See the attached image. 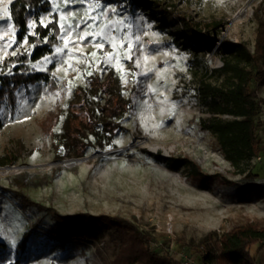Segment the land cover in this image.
Returning <instances> with one entry per match:
<instances>
[{"label":"rangeland","instance_id":"obj_1","mask_svg":"<svg viewBox=\"0 0 264 264\" xmlns=\"http://www.w3.org/2000/svg\"><path fill=\"white\" fill-rule=\"evenodd\" d=\"M49 1L40 21L45 25L55 14L57 41L50 54L30 63L46 72L47 80L20 84L13 102L0 98V240L5 243L0 264L15 260L17 243L35 226L20 264H111L116 246L106 234L96 242L51 241L47 230L56 214L121 216L160 246L195 260L201 249L197 242L214 232L203 250L217 256L216 264H232L219 254V236L246 226L264 230V110L260 159L250 160L253 175L248 177L196 124L207 112L196 95L195 59L172 26H160L143 7L122 1ZM170 1L176 20L224 22L213 48H200L198 56L208 67L222 65L216 48L222 39L244 41L254 50L253 8L260 0ZM8 3L0 0V75L11 73L3 59L31 48L25 40L15 41ZM260 63L264 68V57ZM111 71L134 97L113 147L89 145L81 156L58 153L43 118L64 110L78 94L99 99L91 95L90 78L96 73L102 80ZM257 93L264 99V81ZM169 158L191 161L198 173L168 167ZM249 252L254 255L255 246Z\"/></svg>","mask_w":264,"mask_h":264},{"label":"trees","instance_id":"obj_2","mask_svg":"<svg viewBox=\"0 0 264 264\" xmlns=\"http://www.w3.org/2000/svg\"><path fill=\"white\" fill-rule=\"evenodd\" d=\"M110 1L143 7L160 26L169 24L173 27L175 38L181 37L183 46L195 59L196 95L207 112V116L200 118L196 124L215 137L225 160L234 169L245 176H252L253 172L248 166L250 160L260 154V114L264 110V99L257 93L264 81V68L260 63L264 57V0L253 8L257 21L254 50L244 41L228 42L222 39L216 46L222 58V65L218 67H208L198 55L201 54V47L207 50L213 48L216 36L222 32V20L204 24L193 22L185 16H179L176 20L172 9L175 4L170 0ZM7 7L15 30V41L25 40L31 45L29 51L18 52L2 61L5 67L11 66V73L0 75V98L5 95L13 102L15 88L20 84L47 80L46 72L34 70L30 63L52 52L59 26L55 14L45 25L40 21L41 16L51 8L49 0H11ZM30 19L34 22L32 29ZM93 76L90 78L91 95L102 101L88 100L83 94H78L76 97L79 98L69 102L64 110H52L43 118V129L52 136L58 153L64 156H81L89 145L101 149L113 147L118 127L133 109L132 92L120 84L112 71L102 80L96 73ZM71 105L73 109L69 108ZM0 163L4 164V161L0 159ZM167 163L172 169L181 165L198 173L189 160L169 158ZM35 229L37 226L29 229L17 243V257L11 264L21 263L20 253L25 251ZM104 234L116 246L111 264H181L175 253L154 242L153 235L121 216L56 214L54 223L47 230L48 238L60 245L69 241L96 242ZM214 234L209 232L197 242L201 248L197 260L201 264H216L217 256L211 250H203V243L213 238ZM218 239L219 254L230 263L258 264L255 255L264 249V230L246 226L223 233ZM4 245L0 240V247ZM253 245L256 246L255 255L249 252Z\"/></svg>","mask_w":264,"mask_h":264},{"label":"built area","instance_id":"obj_3","mask_svg":"<svg viewBox=\"0 0 264 264\" xmlns=\"http://www.w3.org/2000/svg\"><path fill=\"white\" fill-rule=\"evenodd\" d=\"M259 159L260 157L257 156L256 160H259ZM176 257L181 262V264H201L198 262V260L191 258L188 254H186L183 251L177 252Z\"/></svg>","mask_w":264,"mask_h":264},{"label":"crops","instance_id":"obj_4","mask_svg":"<svg viewBox=\"0 0 264 264\" xmlns=\"http://www.w3.org/2000/svg\"><path fill=\"white\" fill-rule=\"evenodd\" d=\"M11 0H8V2H10ZM255 246V245H253ZM251 255H253L252 253H250ZM256 254V246H255V252L254 255ZM256 256L257 262L258 264H264V249H262Z\"/></svg>","mask_w":264,"mask_h":264},{"label":"bare ground","instance_id":"obj_5","mask_svg":"<svg viewBox=\"0 0 264 264\" xmlns=\"http://www.w3.org/2000/svg\"><path fill=\"white\" fill-rule=\"evenodd\" d=\"M240 10V9H239Z\"/></svg>","mask_w":264,"mask_h":264}]
</instances>
